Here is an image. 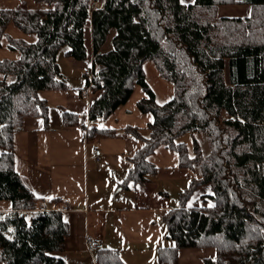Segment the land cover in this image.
<instances>
[{
  "label": "trees",
  "instance_id": "16d2710c",
  "mask_svg": "<svg viewBox=\"0 0 264 264\" xmlns=\"http://www.w3.org/2000/svg\"><path fill=\"white\" fill-rule=\"evenodd\" d=\"M0 9V47L20 51L18 59L0 60V199L13 211L0 213V261L3 264H67L64 250L69 225L61 198L41 206L27 181L15 169L14 136L29 116L48 121L49 106L41 90L66 89L58 53L87 58L84 29L92 22L94 52L87 87L96 95L89 106L91 121L104 120L140 85L147 96L138 101L151 112L149 137L139 127L122 133L142 140L130 157L131 167L121 187L143 184L156 166L148 157L165 145L179 154V166L200 167L201 174L181 192V204L163 220L173 246L159 248V264H179L181 248L216 250L204 264H264V0H105L99 10L92 0H34ZM250 3L247 18L219 17L221 4ZM13 22L29 43L7 34ZM108 40L111 47L104 49ZM153 61L162 77L174 85V96L156 101L146 80L144 63ZM229 78L227 79V74ZM9 77H14L10 80ZM65 125H77V115L64 113ZM87 138L114 137L119 132L85 127ZM203 133L210 153L203 155L195 133ZM193 135V154L179 141ZM209 185L210 204L189 206L195 190ZM19 210H33L20 217ZM97 264H126L118 250L97 251Z\"/></svg>",
  "mask_w": 264,
  "mask_h": 264
},
{
  "label": "crops",
  "instance_id": "0c3cea01",
  "mask_svg": "<svg viewBox=\"0 0 264 264\" xmlns=\"http://www.w3.org/2000/svg\"><path fill=\"white\" fill-rule=\"evenodd\" d=\"M20 1L0 0V9L14 8ZM25 1L31 7H47L34 0ZM104 1L97 0L93 4L102 6ZM181 2L193 4L195 0ZM252 9L247 2L221 4L217 15L247 18ZM91 24L90 16L84 29L87 58L68 57L66 50L61 61L58 59L68 87L39 91V97L49 106L48 121L41 116H29L23 128L15 133V169L40 198L41 206L53 208L50 201L54 198H61L60 208L68 206L63 210V216L69 225V235L64 250L57 254L67 264H97V251L89 250L88 236L101 238L105 248L118 250L126 264H159V248L174 245L163 217L181 204V192L200 176L201 170L199 166L180 167L178 152L160 145L148 157L157 168L148 175V180L136 186L131 183L129 187H121L132 165L130 157L140 148L142 140L119 131L128 126L139 127L142 135L149 137L148 126L154 116L151 112L140 111L138 101L147 93L142 86L136 85L128 101L109 117L97 121L89 119V106L96 96L87 87L86 78V70L92 67L94 58ZM7 34L29 43H35L38 38L35 33L23 32L13 22L8 25ZM110 47L111 40H108L104 49ZM20 55V51L9 48L8 39L4 37L0 60L18 59ZM143 67L156 101L162 104L171 100L174 85L160 75L155 63L146 61ZM225 71L228 79L227 68ZM4 77L0 72V79ZM87 89L89 94H85ZM65 112L77 115L79 123L65 125ZM92 126L114 129L119 133L114 137L87 138L85 127ZM194 136L200 142L203 155L207 156L211 149L206 136L200 132ZM179 141L185 142L193 154L192 134L186 133ZM94 145L101 148L99 158L94 153ZM210 192L209 185L198 187L188 205L210 204L207 197ZM12 211L11 201L0 199V213L7 215ZM215 257L216 250L212 247L179 250V264H204L205 258ZM0 264L3 263L0 261Z\"/></svg>",
  "mask_w": 264,
  "mask_h": 264
},
{
  "label": "built area",
  "instance_id": "2783aa9c",
  "mask_svg": "<svg viewBox=\"0 0 264 264\" xmlns=\"http://www.w3.org/2000/svg\"><path fill=\"white\" fill-rule=\"evenodd\" d=\"M101 7V5L98 4H93V9L94 10H99ZM86 74L91 76V68L86 70ZM85 94H89V89H87L85 91ZM94 149V153L96 155L97 158L100 157L101 154V148L99 145H94L93 147ZM44 209V207H43ZM68 209L67 205H64L62 207V210H66ZM33 212V210H19L18 214L20 217H29L31 215V213ZM87 245L89 250L91 251H98L100 249H103L105 247V243L101 238H97V237H93V236H88L87 237Z\"/></svg>",
  "mask_w": 264,
  "mask_h": 264
},
{
  "label": "rangeland",
  "instance_id": "374dc122",
  "mask_svg": "<svg viewBox=\"0 0 264 264\" xmlns=\"http://www.w3.org/2000/svg\"><path fill=\"white\" fill-rule=\"evenodd\" d=\"M97 0H93V2H95ZM99 3H102V2H99ZM69 47L68 46H64L61 48V50L59 51L58 53V59H60L61 61V56H63L64 52L67 50L68 51ZM152 64H154L152 61H150Z\"/></svg>",
  "mask_w": 264,
  "mask_h": 264
},
{
  "label": "snow or ice",
  "instance_id": "6c2138e0",
  "mask_svg": "<svg viewBox=\"0 0 264 264\" xmlns=\"http://www.w3.org/2000/svg\"><path fill=\"white\" fill-rule=\"evenodd\" d=\"M49 198H51V197H49Z\"/></svg>",
  "mask_w": 264,
  "mask_h": 264
}]
</instances>
